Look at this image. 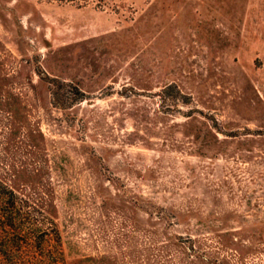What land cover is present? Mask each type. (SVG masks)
<instances>
[{
    "label": "rangeland",
    "instance_id": "1",
    "mask_svg": "<svg viewBox=\"0 0 264 264\" xmlns=\"http://www.w3.org/2000/svg\"><path fill=\"white\" fill-rule=\"evenodd\" d=\"M0 0V181L45 264H264V0Z\"/></svg>",
    "mask_w": 264,
    "mask_h": 264
},
{
    "label": "trees",
    "instance_id": "2",
    "mask_svg": "<svg viewBox=\"0 0 264 264\" xmlns=\"http://www.w3.org/2000/svg\"><path fill=\"white\" fill-rule=\"evenodd\" d=\"M52 1L82 4L81 0ZM21 211L15 191L0 181V264H45V253L33 252L34 246L23 245L19 236Z\"/></svg>",
    "mask_w": 264,
    "mask_h": 264
}]
</instances>
